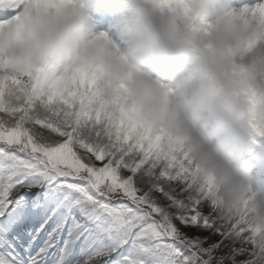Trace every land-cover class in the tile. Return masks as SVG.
<instances>
[{
	"label": "clouds",
	"instance_id": "obj_1",
	"mask_svg": "<svg viewBox=\"0 0 264 264\" xmlns=\"http://www.w3.org/2000/svg\"><path fill=\"white\" fill-rule=\"evenodd\" d=\"M110 2L0 0L19 9L0 21V71L38 80L56 66L61 82L94 88L106 113L187 160L220 214L264 243V196L236 165L240 150L207 130L209 122L243 127L264 143V2L143 0V10L128 0L119 21L127 50L89 24L91 11Z\"/></svg>",
	"mask_w": 264,
	"mask_h": 264
},
{
	"label": "snow or ice",
	"instance_id": "obj_2",
	"mask_svg": "<svg viewBox=\"0 0 264 264\" xmlns=\"http://www.w3.org/2000/svg\"><path fill=\"white\" fill-rule=\"evenodd\" d=\"M60 73L61 69L51 66L46 75L34 80L0 71V144L29 153L41 169L75 168L85 178L98 177L106 184L115 183L118 188L123 184L125 188L137 189L141 177L161 185L174 183L179 191L167 215L138 190L128 194L127 211L147 213L145 218L149 224L164 229L170 224L176 229L177 237L184 234L180 233L176 221L185 227L198 226L219 235L221 239L213 246L214 250L233 233L244 236L248 232L243 223L230 221L220 214L211 193L194 182L187 160L182 161L175 153L168 155L152 141L134 134L118 115L101 108L94 88L80 89L78 85L63 83L58 79ZM9 90L15 99L5 102L3 97ZM10 206L11 200L0 194V216ZM186 239L189 256L185 257V264H204L205 259H215L203 248L207 238Z\"/></svg>",
	"mask_w": 264,
	"mask_h": 264
},
{
	"label": "rangeland",
	"instance_id": "obj_3",
	"mask_svg": "<svg viewBox=\"0 0 264 264\" xmlns=\"http://www.w3.org/2000/svg\"><path fill=\"white\" fill-rule=\"evenodd\" d=\"M135 3L143 10L148 9L145 3ZM245 4L254 5V2L249 0ZM114 8L111 0L107 11L112 10L114 15L119 12ZM18 11V8H0V21L9 20ZM96 30L103 31L101 26ZM237 131L239 136L251 139L246 128L240 127ZM0 149L3 150L0 152V194L11 200V206L0 216V264H185V257L189 256L186 238L196 239V227H185L176 221L180 233L184 234L177 237L176 229L170 224L168 229H164L149 224L145 218L147 213L141 215L139 210L135 213L127 211L128 194L138 190L142 197L146 196L151 204L159 206L167 215L168 208L163 206L162 197L156 192L159 188L144 191L130 186L125 188L123 184L118 188L115 183L106 184L98 177L85 178L75 168L68 171L41 169L33 163L29 153H22L15 146L0 144ZM164 185L174 197L178 195L179 189H175L173 183L165 182ZM67 192L72 194L67 195ZM48 193L57 194L58 198L50 199ZM77 204L90 210L69 216L73 218L69 220L67 214L76 212ZM92 213L99 216V220L109 221L114 236H110L111 233L101 223L94 222ZM84 216L89 217L83 223ZM78 219H81V226L77 225ZM52 230V242L44 237L40 243V233L48 234ZM220 239L205 248L215 259H205L204 264H223L213 249ZM68 240L72 241L70 257L51 259L44 255L47 248H50L47 250L49 253ZM60 250L57 249L59 254ZM107 255L111 256L110 259L105 258ZM256 262L257 258L252 260V263Z\"/></svg>",
	"mask_w": 264,
	"mask_h": 264
},
{
	"label": "bare ground",
	"instance_id": "obj_4",
	"mask_svg": "<svg viewBox=\"0 0 264 264\" xmlns=\"http://www.w3.org/2000/svg\"><path fill=\"white\" fill-rule=\"evenodd\" d=\"M115 8L118 9L119 14L125 15L130 11L128 0H113ZM138 3H143V0H135ZM249 0H223L224 3L232 7H242L246 5L245 3ZM256 3L264 2V0H253ZM109 4L100 6L97 9H93L90 14L89 24L93 26L96 30V27L101 26L102 30L107 32L111 39L117 43L122 50H127V44L120 28V19L121 17L117 14H114V18H112L111 11H107L109 8ZM150 6L148 5V8ZM8 9H14L11 7H7ZM114 8V9H115ZM99 31V30H96ZM207 130L211 133L214 141L220 138H227L231 144L236 146L240 150V155L236 159V165L247 169L254 179V188L257 190L262 196H264V143L257 144L252 138L245 139L238 135V128L235 129H225L215 123L209 122ZM172 183V182H170ZM160 184V182L155 181L151 178L141 177L140 182L137 185L138 188H142L144 191H148V189H152L156 191V188H159L156 191L158 194L161 195L163 206L166 208L173 207V195L169 191L168 186L164 187ZM163 187L161 191L160 188ZM175 189L178 190V186L173 183ZM150 193V192H149ZM67 195H71V192H67ZM146 197V196H144ZM48 198L50 199H57V194L51 195L48 193ZM155 198V196H153ZM71 201V197H70ZM76 212L68 213L69 216H76L78 214L88 213L90 209L85 208L82 204H77L76 208H74ZM66 210H64L65 212ZM92 211V210H91ZM68 212V210H67ZM94 213H92L93 215ZM89 216H84L82 218V222L84 223L85 220ZM98 224H102L103 227L107 229L111 234L110 236H114L113 227L106 219L99 220L97 215L92 216ZM73 220L72 217H69V220ZM78 219V224L80 222ZM80 222V223H79ZM54 231L52 230L51 233L44 234L42 231L40 233V237L38 238L39 242L41 243L44 237H48V242H52ZM73 235V233H71ZM194 236L196 239L203 241L204 238H207V242L203 243V248H208L209 246L219 240L221 237L219 235L214 234L212 231L205 230L201 227H196ZM71 243L72 241L68 240L62 247H58L60 250V254L57 252L56 246L51 252L49 251L50 248H47L44 252V255H47L49 258H54L57 254L61 259L64 257L71 256ZM57 252V254H55ZM214 253L217 254L221 259L223 264H264V243L258 242V240L251 236L249 232H247L244 236H240L238 233H233L229 236L223 244L219 246L218 249L214 250ZM55 254V255H52ZM110 255H107L105 258L110 259ZM113 257V256H112ZM104 258V259H105ZM257 258L256 263H252V260Z\"/></svg>",
	"mask_w": 264,
	"mask_h": 264
}]
</instances>
